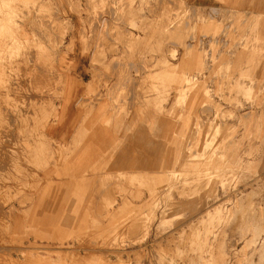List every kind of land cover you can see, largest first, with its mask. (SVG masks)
<instances>
[{
  "label": "rangeland",
  "instance_id": "rangeland-1",
  "mask_svg": "<svg viewBox=\"0 0 264 264\" xmlns=\"http://www.w3.org/2000/svg\"><path fill=\"white\" fill-rule=\"evenodd\" d=\"M0 151V264H264V0H0Z\"/></svg>",
  "mask_w": 264,
  "mask_h": 264
},
{
  "label": "bare ground",
  "instance_id": "bare-ground-1",
  "mask_svg": "<svg viewBox=\"0 0 264 264\" xmlns=\"http://www.w3.org/2000/svg\"><path fill=\"white\" fill-rule=\"evenodd\" d=\"M40 3H41V2H40ZM60 3H61V2H60ZM43 5H44V4H43ZM176 7H177V6H176ZM108 13H109V12H108ZM113 13H115V12H113ZM96 14H97V13H96ZM99 16H100V15H99ZM187 16H188V15H187ZM36 17H37V16H36ZM43 17H44V16H43ZM39 19H40V18H39ZM54 19H55V18H54ZM89 19H90V18H89ZM98 19H99V18H98ZM18 20H19V19H18ZM32 20H33V19H32ZM116 20H117V19H116ZM30 21H31V20H30ZM33 21H34V20H33ZM55 21H56V19H55ZM18 22H19V21H18ZM35 22H36V21H35ZM46 22H47V21H46ZM49 22H50V21H49ZM56 22H57V21H56ZM30 23H32V22H30ZM51 23H52V22H51ZM103 23H104V22H103ZM105 23H106V22H105ZM44 24H45V23H44ZM49 24H50V23H49ZM46 25H47V24H46ZM69 25H70V24H69ZM103 25H104V24H103ZM113 25H114V24H113ZM113 25H112V26H113ZM30 26H31V24H30ZM30 26H29V27H30ZM35 26H36V25H35ZM43 26H44V25H43ZM51 26H52V25H51ZM54 26H55V25H54ZM56 26L58 27L59 25H56ZM64 26H65V25H64ZM94 26H95V25H94ZM36 27H38V26H36ZM36 27H35V28H36ZM57 27H56V28H57ZM54 28H55V27H54ZM61 28H62V27H61ZM61 28H60V29H61ZM32 29H33V28H32ZM40 29H41V28H40ZM51 29H52V28H51ZM60 29H58V30H60ZM91 29H92V28H91ZM36 30H37V28H36ZM54 31H55V29H54ZM62 31H63V30H62ZM104 31H105V30H104ZM34 32H35V31H34ZM58 32H60V31H58ZM58 32H57V33H58ZM83 32H84V31H83ZM106 32H107V31H106ZM94 33H95V32H94ZM129 36H130V35H129ZM42 38H44V37H42ZM98 38H99V37H98ZM46 39H47V38H46ZM48 39H49V38H48ZM42 40H43V39H42ZM54 40H55V39H54ZM57 43H58V41H57ZM87 44H88V43H87ZM112 44H113V43H112ZM54 45H55V44H54ZM54 45H53V46H54ZM51 46H52V45H51ZM89 46H90V45H89ZM55 47H56V46H55ZM112 51H113V50H112ZM52 53H53V52H52ZM30 54H32V53H30ZM50 54H51V53H50ZM58 55H59V54H58ZM63 58H64V57H63ZM40 60H42V59H40ZM52 63H53V62H52ZM38 65H39V64H38ZM27 66H28V65H27ZM36 66H37V65H36ZM42 68H43V67H42ZM45 68H46V67H45ZM46 72H47V71H46ZM36 73H38V72H36ZM36 73H35V74H36ZM114 73H115V72H114ZM61 74H62V73H61ZM65 74H66V73H65ZM98 74H99V73H98ZM44 75H45V74H44ZM55 75H56V74H55ZM96 75H97V74H96ZM100 75H101V74H100ZM187 75H188V74H187ZM34 76H35V75H34ZM62 76H63V75H62ZM35 78H36V80L40 81V82H39V85H41L40 83H41V81L44 79L43 74H41V72H39V73L35 76ZM52 78H53V77H52ZM21 79H22V78H21ZM26 79H28V78H26ZM55 79H56V78H55ZM64 79H65V78H64ZM125 79H126V78H125ZM127 79H128V78H127ZM18 80H19V79H18ZM44 80H45V79H44ZM23 81H24V80H23ZM32 81H33V80H32ZM62 81H63V79H62ZM33 82H34V81H33ZM33 82H32V83H33ZM44 82H45V81H44ZM44 82H43V84H44ZM59 82H60V81H59ZM70 82H71V81H70ZM73 82H74V80H73ZM78 82H79V81H78ZM113 82H114V81H113ZM19 83H20V80H19ZM23 83H24V82H23ZM25 83H26V82H25ZM27 83H28V82H27ZM34 83H36V82H34ZM46 83H47V82H45V84H46ZM12 84H13L12 86L15 87V86H14V83H12ZM20 84H22V82H21ZM36 84H37V83H36ZM78 84H79V83H78ZM78 84H77V86H78ZM83 84H84V83H83ZM17 85H18V84H17ZM24 85H25V84H24ZM32 85H33V84H31L29 87H31ZM47 85H49V83L46 84V85H44V86L41 85V88H42V87L46 88L45 86H47ZM36 86H38V85H36ZM23 87H24V86H23ZM48 87H49V86H48ZM48 87H47V88H48ZM10 88H11V87H10ZM63 88H64V87H63ZM1 89H2V87H1ZM39 89H40V88H39ZM11 90H12V89H11ZM17 90H18V88H17ZM33 90H34V89H33ZM33 90H32V91H33ZM49 90H50V89H49ZM72 90H73V89H72ZM76 90H77V89H76ZM125 90H126V89H125ZM12 91H13V90H12ZM19 91H20V90H19ZM22 91H23V90H22ZM25 91H27L26 88L24 89V92H25ZM34 91L36 92L37 89L34 90ZM112 91H113V90H112ZM2 92H3V91H2ZM15 92H16V91H15ZM15 92H14L13 94H15ZM17 92H18V91H17ZM28 92H29V91H28ZM37 92L40 93V91H37ZM37 92L34 94V95H35V98H36V94H37ZM45 92H47V90H46V91L44 90L43 93H45ZM20 93H23V92H20ZM25 93H26V92H25ZM25 93H23V94H25ZM75 93H76V92H75ZM9 94H10V93H9ZM11 94H12V92H11ZM27 94H30V93H27ZM27 94H25V96H26ZM46 94H47V93H46ZM2 95H3V94H2ZM16 95H17V94H16ZM44 95H45V94H44ZM44 95H42V96H44ZM25 96H24V98H25ZM29 96H31V94H30ZM29 96H28V97H29ZM39 96H40V95H39ZM33 97H34V96H33ZM44 97H45V96H44ZM18 98H19V95H18ZM18 98H17V99H18ZM46 98H47V97H46ZM19 99H20V98H19ZM33 99H34V98H33ZM40 99H42V98H40ZM79 99H80V98H79ZM42 100H43V99H42ZM20 101H21V100H20ZM23 102H24V101H23ZM37 102H38V101H37ZM39 102H40V100H39ZM39 102H38V103H39ZM41 102H42V101H41ZM41 102H40V103H41ZM25 104H27V101H26ZM31 104H32V103H31ZM39 105H40V104H39ZM26 106H27V105H26ZM31 106H32V105H31ZM35 106H38V105L35 104ZM39 108H40V107H39ZM206 108H207V107H206ZM21 109H22V108H21ZM30 109H31V108H30ZM35 109H36V108H35ZM37 110H38V108H37ZM24 111H25V110H24ZM31 111H32V110H31ZM31 111H30V113H31ZM202 111H203V110H202ZM28 112H29V111H28ZM36 112H37V111H36ZM5 114H6V113H5ZM10 114H11V113H10ZM12 114H13V113H12ZM23 114H24V113H23ZM31 114H32V113H31ZM27 116H28V115H27ZM8 117H9V120H13V118H11L10 115H9ZM9 120H8V121H9ZM37 120H38V119H37ZM17 122H18V121H17ZM20 125H21V124H20ZM20 125H19V126H20ZM22 126H23V125H22ZM54 127H55V126L50 125L49 127H47V130H48V131H50V130H51V131H54ZM20 129H21V128H20ZM11 130H12V128H11ZM14 130H15V129H14ZM21 131H22V130H21ZM44 132H46V131H44ZM9 133H11V132H9ZM59 133H60V132H59ZM11 134H12V133H11ZM7 135H8V133H7ZM9 135H10V134H9ZM9 135H8V136H9ZM60 135H61V134H60ZM66 137H67V136H66ZM94 137H95V134H93V133H91V134L88 136V139H87L88 144H90V143L93 142ZM1 138H2V137H1ZM46 138H47V137H46ZM49 138H50V137H49ZM11 139H12V138H11ZM12 140H13V139H12ZM157 150H158V149H157ZM0 152H1V151H0ZM88 155H89V153H88ZM0 156H1V154H0ZM4 156H5V154H4ZM6 157H7V156H6ZM4 158H5V157H4ZM84 161H86V159H85ZM78 163L81 164L80 162H78ZM79 164H78V165H79ZM73 167H74L73 169L71 168L72 171H77V170H79V167H78L77 165H76V166H73ZM65 168H66V167H65ZM83 168H84V166H83ZM64 170H65V169H64ZM65 172H66V170H65ZM62 173H64V172H62ZM60 193H62V192H60ZM117 216H118V215H117ZM173 230H174V229H173ZM169 232H170V231H169ZM20 249H21V248H20ZM27 249H28V248H27ZM7 250H8V249H7ZM33 250H34V249H33ZM35 250H36V249H35ZM63 250H65V249H62V251H63ZM74 250H75V249H74ZM77 250H78V249H77ZM87 250H88V249H87ZM93 251H94V250H93ZM107 251H108V250H107ZM115 251H116V250H115ZM7 256H8V255H7ZM26 256H27V255H26ZM47 257H48V256H47ZM3 259H4V258H3Z\"/></svg>",
  "mask_w": 264,
  "mask_h": 264
},
{
  "label": "crops",
  "instance_id": "crops-1",
  "mask_svg": "<svg viewBox=\"0 0 264 264\" xmlns=\"http://www.w3.org/2000/svg\"><path fill=\"white\" fill-rule=\"evenodd\" d=\"M85 17L86 16L84 15V19H85ZM94 32H95V35L96 34H98V35L100 34L99 31H98V33H96L97 32L96 28L94 29ZM94 50H95L94 48L88 50V53H89V57H88L89 58V61L91 60V56H92L91 52L94 51ZM85 60L87 61V49L85 48V46H83V62L84 63H85ZM85 67L86 66H84L83 69H85Z\"/></svg>",
  "mask_w": 264,
  "mask_h": 264
}]
</instances>
